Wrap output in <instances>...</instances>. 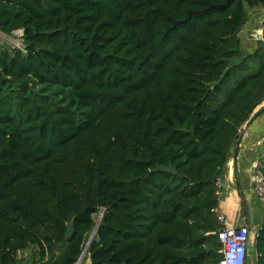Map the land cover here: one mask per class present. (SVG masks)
Returning <instances> with one entry per match:
<instances>
[{
	"label": "trees",
	"instance_id": "16d2710c",
	"mask_svg": "<svg viewBox=\"0 0 264 264\" xmlns=\"http://www.w3.org/2000/svg\"><path fill=\"white\" fill-rule=\"evenodd\" d=\"M260 7L0 0L24 49L0 45V264H75L94 227L90 264H216V182L264 102V44L240 47ZM253 239L264 264V220Z\"/></svg>",
	"mask_w": 264,
	"mask_h": 264
},
{
	"label": "crops",
	"instance_id": "0c3cea01",
	"mask_svg": "<svg viewBox=\"0 0 264 264\" xmlns=\"http://www.w3.org/2000/svg\"><path fill=\"white\" fill-rule=\"evenodd\" d=\"M253 41L255 40L246 43V48L250 44L249 47L255 50ZM258 110L260 112L252 113L243 125L229 150L222 175L219 177L218 202L215 210L216 214L223 215L229 224L246 225L249 228L251 242L246 264H255L253 238L264 220V204L255 192L259 160L264 154V102L256 111Z\"/></svg>",
	"mask_w": 264,
	"mask_h": 264
},
{
	"label": "rangeland",
	"instance_id": "374dc122",
	"mask_svg": "<svg viewBox=\"0 0 264 264\" xmlns=\"http://www.w3.org/2000/svg\"><path fill=\"white\" fill-rule=\"evenodd\" d=\"M249 20L246 26L240 32V47L242 52L246 53L249 50L254 51L252 47L246 48L245 44L251 40L256 42H262L264 44V8L248 9ZM21 43L20 30L12 32L10 35L0 33V45H4L8 48L17 47ZM252 49V50H251ZM220 183V182H219ZM100 214L94 215V222L97 225L99 223ZM96 228V227H94ZM93 228V230H94ZM93 230L89 233L88 238L85 240L82 247L81 259L78 264H90L87 253L88 241L92 240ZM56 253V252H55ZM52 257H48L47 260H39L38 251L36 246H30L24 250L19 251L18 260L15 264H48ZM249 264V263H248Z\"/></svg>",
	"mask_w": 264,
	"mask_h": 264
},
{
	"label": "built area",
	"instance_id": "2783aa9c",
	"mask_svg": "<svg viewBox=\"0 0 264 264\" xmlns=\"http://www.w3.org/2000/svg\"><path fill=\"white\" fill-rule=\"evenodd\" d=\"M22 35V31L20 30ZM24 51L22 44L17 46ZM264 154L261 155L256 173L255 192L259 200L264 204V176L261 172V162ZM220 178L217 179V187L220 185ZM102 212L100 213V217ZM220 228L216 232L217 239L220 243L218 253L220 257L216 264H246L248 248L251 242V233L246 225L234 226L227 222L223 215H217ZM94 228L92 235L95 234Z\"/></svg>",
	"mask_w": 264,
	"mask_h": 264
},
{
	"label": "water",
	"instance_id": "95a60500",
	"mask_svg": "<svg viewBox=\"0 0 264 264\" xmlns=\"http://www.w3.org/2000/svg\"><path fill=\"white\" fill-rule=\"evenodd\" d=\"M253 44H254V49H257L258 47V42L256 41H253ZM251 53V51H249ZM158 168L162 169V170H165L167 172H170V173H175V168L174 167H165V166H159ZM73 233V220H71L68 224H67V230H66V234H65V237L66 238H70L71 235ZM89 242V241H88ZM81 259V256L78 258V260L76 261L75 264L78 263V261Z\"/></svg>",
	"mask_w": 264,
	"mask_h": 264
},
{
	"label": "bare ground",
	"instance_id": "6f19581e",
	"mask_svg": "<svg viewBox=\"0 0 264 264\" xmlns=\"http://www.w3.org/2000/svg\"><path fill=\"white\" fill-rule=\"evenodd\" d=\"M78 263H79V262H78ZM78 263H77V264H78Z\"/></svg>",
	"mask_w": 264,
	"mask_h": 264
}]
</instances>
